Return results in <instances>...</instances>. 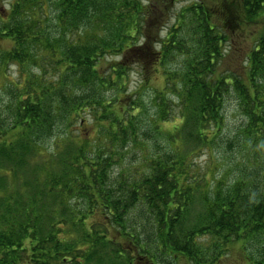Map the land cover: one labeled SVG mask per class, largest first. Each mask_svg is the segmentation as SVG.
Returning a JSON list of instances; mask_svg holds the SVG:
<instances>
[{
	"label": "trees",
	"instance_id": "obj_1",
	"mask_svg": "<svg viewBox=\"0 0 264 264\" xmlns=\"http://www.w3.org/2000/svg\"><path fill=\"white\" fill-rule=\"evenodd\" d=\"M185 1L0 11V62L28 66L0 98V264H264V0ZM203 149L237 155L216 177Z\"/></svg>",
	"mask_w": 264,
	"mask_h": 264
},
{
	"label": "rangeland",
	"instance_id": "obj_2",
	"mask_svg": "<svg viewBox=\"0 0 264 264\" xmlns=\"http://www.w3.org/2000/svg\"><path fill=\"white\" fill-rule=\"evenodd\" d=\"M10 1L11 0H2L0 3V11L2 13L5 11V9L10 7ZM190 0L185 1V4H188ZM175 7V6H174ZM182 5L179 3L173 10L172 14L178 11ZM175 22V16H173L167 21H163V25L165 28H169L173 23ZM234 39V45L235 47H232L233 50L229 52V55L226 57L224 68L226 69H234L237 64H241L243 62V56L240 53L242 45L244 43L243 38L239 39L235 34L231 36ZM246 41V38H244ZM236 40V41H235ZM247 42V41H246ZM242 43V44H241ZM11 42L9 40L0 41V50L5 51L11 49ZM28 69L27 64L24 65L18 64L15 61L9 60L7 63L0 62V98L1 99H7V88L11 85H20L23 78L26 77V70ZM30 72L36 71L38 73V68L35 65H32L29 67ZM47 70L51 73H53V70L48 66ZM132 88H135L142 80V75L140 71L137 69V67H133L130 75ZM164 85V79L159 76L156 77L153 82L152 86L154 87H162ZM151 90L145 89L144 90V97L147 101H149V94ZM89 116V120H92L91 115ZM226 116H227V127L225 128V133L228 136H232L235 131H237L241 124H242V117L238 113V111L232 106L229 105L226 110ZM174 123L168 122L164 124L165 129H171L173 128ZM228 138V137H227ZM159 141H162L159 139ZM224 147V143H223ZM127 150V149H126ZM221 151L215 150L214 152H211L209 149H203L199 152L198 157V166H200L203 170H210L209 172H215L216 177H220L229 167L233 165L234 155H237L236 151L232 150V153L234 154L230 160H225L222 158ZM231 152V151H230ZM227 152V155L230 153ZM139 154V151L136 150L134 153H127L125 152V161H123V165H121L122 168H128L130 166V159L132 157H135ZM229 175L231 176L230 179L233 177L231 172H229ZM227 177V176H226ZM210 179H212V175L209 176ZM230 264V263H229Z\"/></svg>",
	"mask_w": 264,
	"mask_h": 264
}]
</instances>
